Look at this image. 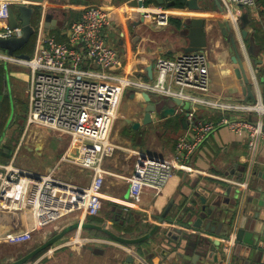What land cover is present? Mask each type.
I'll list each match as a JSON object with an SVG mask.
<instances>
[{
	"label": "crops",
	"instance_id": "crops-1",
	"mask_svg": "<svg viewBox=\"0 0 264 264\" xmlns=\"http://www.w3.org/2000/svg\"><path fill=\"white\" fill-rule=\"evenodd\" d=\"M30 1L28 5L38 8L41 16L34 21L36 36L32 40V53L18 51L17 56L26 54L30 57L34 54L41 26L57 41L69 42L70 26L81 18L83 10L91 5L101 6L111 12L110 43L121 59V64L113 71L147 81L156 76L154 70L152 77L147 71L152 61L183 53L180 48L187 40L176 34V29L183 27L188 18L202 17L208 34V44L203 51L208 56L210 85L206 93L192 92L212 101L255 104L251 99L246 100L236 72L237 66L232 61L231 46L223 35L221 26L229 15L220 0H198L202 7L199 10L190 8L182 0H143L144 7L130 5V0ZM172 1L175 2L171 4ZM161 8L170 16L168 25H153L155 23L151 19L143 16L146 12L158 14ZM243 14H247L250 20L246 43L252 46L253 53H248L244 46L238 33L240 29H237L236 36L246 70L252 72L254 68H264V0H257L255 6L244 8ZM252 38L254 43L250 44ZM255 57L262 64L253 65L252 59ZM88 66L95 68L91 63ZM30 76L28 66L0 61V114L8 115L6 123L4 116L0 121V165L14 160L20 168L37 173L52 172L61 180L59 175L62 171L72 168H66L72 163L65 164L61 160L66 152L61 135L57 134L53 140L52 132L46 128H27ZM257 103L263 111L264 95L258 96ZM146 105L142 91L126 89L111 132L112 141L118 148L103 164L110 174L105 176L102 188L104 208L101 214L83 219L79 213H70L40 224L28 206L22 210L0 213V264H129V256L133 257L130 264H171L172 259L178 257V252H170L163 245L168 242L166 233L177 222L176 204L183 200L188 202L185 193H190L192 186L198 190L219 188L221 196L226 199L231 193L230 187L245 180L249 167L264 171V141L258 154L251 160L247 132L235 133L222 126L190 157L187 162L190 170L176 169L159 192L144 188L140 197L126 208L129 184L124 176L133 174L139 152L172 157L176 140L189 129L187 115L181 106H176L175 112L165 117L152 114V123L145 124ZM194 106L197 119L219 120L227 115L225 111L198 102ZM231 115L238 116L237 113ZM258 118L257 113L252 114L253 121ZM262 120L264 123V115ZM134 122L141 124L138 130L132 127ZM25 130L30 131L32 138H24ZM168 132L175 133V141L171 144L167 140ZM139 136L141 141L137 142ZM157 138L162 139L159 144H156ZM90 180L89 176L85 184L78 186L88 185ZM171 201H174V205L168 209ZM24 231H31L30 239L25 242L10 243L4 239L7 233ZM78 233L81 240L77 237ZM208 234L214 238L217 236L215 233ZM87 238L93 240L87 243ZM216 254L221 260V253ZM222 261L218 264H223Z\"/></svg>",
	"mask_w": 264,
	"mask_h": 264
},
{
	"label": "built area",
	"instance_id": "built-area-1",
	"mask_svg": "<svg viewBox=\"0 0 264 264\" xmlns=\"http://www.w3.org/2000/svg\"><path fill=\"white\" fill-rule=\"evenodd\" d=\"M229 20L239 24L243 9L255 6L257 0H220ZM30 0H0V38L19 37L20 24L10 26L12 5L29 4ZM145 18L157 25H168L170 16L162 8L158 14L146 12ZM111 12L101 6H87L81 18L69 29V42H59L40 27L35 52L29 58L9 55L0 49V61L17 62L30 68L27 128L39 126L67 137L68 147L62 161L87 170L88 185H73L56 178L52 172L37 173L16 166L14 160L0 165V213L22 210L28 206L36 220H56L70 213L83 219L98 216L104 208L102 188L110 174L103 164L118 146L111 132L119 116L126 89L148 92L153 97L165 96L191 102L187 119L188 131L179 136L172 157L150 158L145 152L139 157L133 174L124 178L129 184L126 208L140 197L144 188L159 192L176 169L190 170L187 163L205 140L222 126L235 133L247 132L251 160L264 141L261 106L230 104L196 96L192 91L208 92L209 64L204 51L182 53L173 58L158 57L154 61V79L125 77L113 70L121 64L119 53L110 43ZM95 65L91 68L88 64ZM204 104L227 115L219 120L197 119L195 103ZM237 113L233 117L231 114ZM259 117L252 120V114ZM251 114V118H250ZM25 132H27L25 130ZM244 185V183H238ZM82 224V223H81ZM81 228V227H79ZM31 231L10 232L4 239L10 243L29 240ZM80 240L78 233L77 236ZM93 239L87 238L85 242ZM234 242L231 236L225 249Z\"/></svg>",
	"mask_w": 264,
	"mask_h": 264
},
{
	"label": "water",
	"instance_id": "water-1",
	"mask_svg": "<svg viewBox=\"0 0 264 264\" xmlns=\"http://www.w3.org/2000/svg\"><path fill=\"white\" fill-rule=\"evenodd\" d=\"M190 8L202 9L198 0H182ZM131 4H139L144 7L143 0H130ZM175 1H172L173 4ZM35 8L27 4L18 6L12 5L9 12L10 26L21 25L23 33L19 37L0 38V49L5 50L9 55H16L30 41L35 33L32 19ZM250 20L247 14L241 17V23L235 26L229 19L221 26L223 35L232 50V61L237 66L236 72L241 79L243 93L246 100L258 102V96L264 95V68L246 70L244 58L239 50L237 31L248 53L253 51L251 45L247 46L248 38L247 24ZM153 25H157L156 23ZM160 27V25H157ZM238 29V30H237ZM176 34L185 38L187 43L181 46L184 53L203 51L208 44V34L205 29V19L202 17L188 18L184 25L176 29ZM254 43V38L250 41ZM253 53V52H252ZM255 55V54H252ZM19 57L29 58L26 54H19ZM253 65L262 64L255 57ZM154 61L147 67L148 74L152 77ZM146 101L144 108V123H152V114L157 117H165L175 112L176 106L183 107L185 114L189 113L187 105L190 101L179 98L169 99L167 97H153L148 92H142ZM139 122H134L132 127L140 128ZM264 130V123L262 126ZM143 152V151H141ZM150 158L160 155L145 151ZM161 157V156H160ZM244 185L234 184L230 187V195L223 199L221 189L213 190L193 189L185 193L188 202L179 201L176 204L178 214L176 224L170 227L166 233L168 242L163 245L168 251L177 250L178 257L173 258L171 264H264V171L258 168L249 167ZM220 194V196H219ZM174 205L171 201L169 208ZM167 209V211H168ZM166 211V212H167ZM166 216V213L164 214ZM225 222L224 225L222 223ZM208 233H215L216 238ZM234 236L231 250L225 249L226 242ZM200 248V250H198ZM222 255L220 260L218 253ZM190 260V261H189ZM132 263L133 257L127 258ZM209 263H208V262Z\"/></svg>",
	"mask_w": 264,
	"mask_h": 264
},
{
	"label": "rangeland",
	"instance_id": "rangeland-1",
	"mask_svg": "<svg viewBox=\"0 0 264 264\" xmlns=\"http://www.w3.org/2000/svg\"><path fill=\"white\" fill-rule=\"evenodd\" d=\"M159 97H165V96H159ZM22 104L23 103L21 102V105ZM190 107H191V104L187 105V108H190ZM3 116H4V123H6L7 119H8V115L7 114L6 115L0 114V121L2 120ZM10 123H11V121H10ZM171 127L173 128V126H171ZM51 132H52V135H51L52 138L51 139L55 140L54 136H56L59 133H57L55 131H51ZM23 136H24L25 139L32 138V135L30 134V131L25 132ZM46 136H49V135L46 134ZM60 137H61V139L64 140V142L66 144V146H65V151H66L67 147H68V143H69L68 139H67V137H62V136H60ZM168 137L169 138L167 140H168L169 144H171V143H173L175 141V133L168 132ZM140 141H141V138L139 136L138 139H137V142H140ZM161 141H162V139L157 138L156 144H159ZM68 163H70V162H66L65 164H68ZM73 164L74 163L69 164V166L66 165V168H69L70 166H72V168L70 169V171L64 169L62 171V173L59 175L60 176L59 178L62 177L61 180H63V178H64L65 181L72 182L73 184H76V185L85 184L87 182L89 176H90L89 173L87 172V170L86 171L81 170L80 168H77V166H75L76 164L75 165H73ZM66 179H69V180H66ZM79 215H81V214L79 213Z\"/></svg>",
	"mask_w": 264,
	"mask_h": 264
},
{
	"label": "trees",
	"instance_id": "trees-1",
	"mask_svg": "<svg viewBox=\"0 0 264 264\" xmlns=\"http://www.w3.org/2000/svg\"><path fill=\"white\" fill-rule=\"evenodd\" d=\"M148 2H152V0H148ZM35 14H34V16H33V19H32V24H33V26L35 27L36 26V24L34 23V21H35V18L37 17V19L41 16V12H40V10L38 9V8H36L35 7ZM36 36V32L34 33V35H32V37H31V39H30V41L28 42V44L21 50V52H28L29 54H31L32 53V40L34 39V37ZM21 52H19V53H21Z\"/></svg>",
	"mask_w": 264,
	"mask_h": 264
},
{
	"label": "bare ground",
	"instance_id": "bare-ground-1",
	"mask_svg": "<svg viewBox=\"0 0 264 264\" xmlns=\"http://www.w3.org/2000/svg\"><path fill=\"white\" fill-rule=\"evenodd\" d=\"M261 106V105H260ZM264 111V110H263Z\"/></svg>",
	"mask_w": 264,
	"mask_h": 264
}]
</instances>
